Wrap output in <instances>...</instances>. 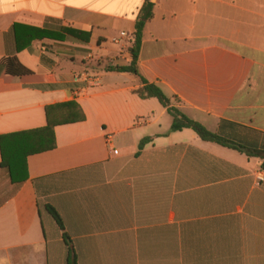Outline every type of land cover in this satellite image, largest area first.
Listing matches in <instances>:
<instances>
[{
  "label": "crops",
  "instance_id": "1",
  "mask_svg": "<svg viewBox=\"0 0 264 264\" xmlns=\"http://www.w3.org/2000/svg\"><path fill=\"white\" fill-rule=\"evenodd\" d=\"M144 2L0 0V135L45 127L58 103L84 115L54 126V148L27 156L22 183L0 165V264H67L64 236L77 264H264V0H151L137 57L191 119L262 152L251 156L172 131L137 76L104 71L130 62ZM15 23L89 39L15 53ZM13 54L30 73H6Z\"/></svg>",
  "mask_w": 264,
  "mask_h": 264
},
{
  "label": "trees",
  "instance_id": "2",
  "mask_svg": "<svg viewBox=\"0 0 264 264\" xmlns=\"http://www.w3.org/2000/svg\"><path fill=\"white\" fill-rule=\"evenodd\" d=\"M151 7V0H145L136 20L134 32L132 33V37L127 47V54L130 58V62L128 64H113L107 62L103 66L104 71L131 73L137 76L141 85L135 92L141 98H156L160 104L167 109L168 113L172 116V131H177L182 128H191L199 138L204 141L215 142L228 148L244 152L247 156L262 153L247 144H243L242 142L209 131L202 124L191 119L186 113L177 107L174 104V101H177L176 98L167 96L156 83L149 82L144 78L137 66V57L144 24L151 17ZM11 34L14 39L15 53L28 47L32 41L41 40L43 38L63 40L66 36H70L83 42H86L89 39V33L67 26H62L57 30H49L45 27L38 28L15 23L12 25ZM2 64L6 73L13 76H21L30 73V71L19 62L15 54L4 57L2 59ZM55 111L57 113L54 119H52L50 114ZM46 115L47 124L45 127L0 135V165L7 169L12 183H22L27 179L26 159L28 155L54 148L55 139L53 129L55 125L84 119L80 107L75 102L51 105L46 108ZM148 140V138H144L140 141L138 144V151L142 149L143 145ZM261 168L264 169V159L261 163ZM47 208L58 223V226L63 229V223L57 212L51 206H47ZM64 239L68 245L67 264H77L75 251L70 240L67 236H64Z\"/></svg>",
  "mask_w": 264,
  "mask_h": 264
},
{
  "label": "built area",
  "instance_id": "3",
  "mask_svg": "<svg viewBox=\"0 0 264 264\" xmlns=\"http://www.w3.org/2000/svg\"><path fill=\"white\" fill-rule=\"evenodd\" d=\"M124 35H126V34L124 32H121V36H124ZM113 42L117 44L119 42V40L115 38V39H113ZM94 81L98 82V77L97 76L94 77ZM263 179H264L263 177L260 178V180H263Z\"/></svg>",
  "mask_w": 264,
  "mask_h": 264
},
{
  "label": "rangeland",
  "instance_id": "4",
  "mask_svg": "<svg viewBox=\"0 0 264 264\" xmlns=\"http://www.w3.org/2000/svg\"><path fill=\"white\" fill-rule=\"evenodd\" d=\"M175 102V101H174Z\"/></svg>",
  "mask_w": 264,
  "mask_h": 264
}]
</instances>
